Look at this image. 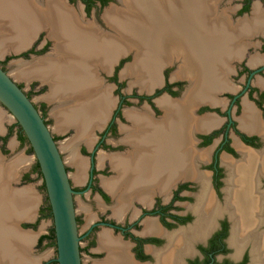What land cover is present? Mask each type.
<instances>
[{
    "label": "flooded vegetation",
    "instance_id": "flooded-vegetation-1",
    "mask_svg": "<svg viewBox=\"0 0 264 264\" xmlns=\"http://www.w3.org/2000/svg\"><path fill=\"white\" fill-rule=\"evenodd\" d=\"M35 1H54L64 10L68 7L79 20L78 28L94 27V31L116 42L125 35L121 22L130 13L122 18L117 12L128 8L127 0ZM207 1L214 2L213 6H207ZM237 1L241 5L233 17L250 8L251 0ZM141 2L143 5L132 6L136 13L130 15L138 17V10L148 11L146 0ZM156 2L160 3L159 14L169 16L171 28L162 23L160 27L174 39L184 37L186 46L168 47L171 53L160 66L169 63L161 77L159 65L153 64L157 81L149 86L139 79L150 77L151 64L145 66L142 60L138 69L127 73L137 58L129 63L128 56L117 58L127 47L122 45L113 54L108 50L103 57L105 68L117 59L108 76L114 86L115 105L111 108L110 103L103 118L83 130L88 134L77 143L74 154L89 166L85 182L72 186L74 195L91 193L100 197L105 214L79 232L81 259L85 252L90 264H115L110 255L123 251L130 264H264V36L242 37L239 43L225 45L227 51L220 45V31H224L219 29L218 46L211 49L214 52L208 51L206 38L218 37V32L213 23L207 22L206 10L217 11L219 27V0ZM40 5L37 8L44 4ZM49 32L43 24L20 55L51 51L41 60L55 59L58 41ZM5 61L1 59L0 64L7 70ZM178 63V70L170 75L167 66L174 68ZM214 67L217 77L210 80ZM230 67L232 79L242 76L241 84L228 80L233 90H225V74ZM105 68L100 71L105 72ZM127 74L138 84L131 91L124 89L120 80V75ZM207 78L216 90L207 91ZM214 79L219 80V86ZM18 84L31 97L30 91ZM100 86L98 91L108 90L111 101L110 85ZM34 103L48 124L45 104ZM102 163L105 168L98 166ZM116 164H138L142 169L129 170L124 182L108 186L106 181L116 182L121 176ZM102 175L105 179L100 183ZM134 175L143 176L137 186L127 184ZM133 209L136 215L130 218L127 213ZM76 220L78 224L77 213ZM102 227L105 232L101 236L98 230ZM117 233L120 238L114 236ZM83 237L86 244H81ZM105 237L120 245L112 246L114 243L104 241ZM10 239L3 247L0 264H15L12 252H25L36 261L28 247L26 251L18 248ZM46 243L55 246L52 238L48 237ZM55 256L48 253L39 264H57Z\"/></svg>",
    "mask_w": 264,
    "mask_h": 264
},
{
    "label": "bare ground",
    "instance_id": "bare-ground-1",
    "mask_svg": "<svg viewBox=\"0 0 264 264\" xmlns=\"http://www.w3.org/2000/svg\"><path fill=\"white\" fill-rule=\"evenodd\" d=\"M141 1L143 0L125 1V5H127L128 8H126L124 11L117 12V14H122L120 16L124 18V15L126 16L128 14L127 12L130 14L133 12L136 13V11H133L132 6L135 7V4L143 5L144 2L142 3ZM146 2L148 5L144 6L147 7L148 11L142 10L140 12L137 9L140 16L138 15V17H136L128 14L129 18L121 22L123 27H119L124 31L123 34L125 35L118 33L122 37L119 36L118 38L121 41L116 42L115 38H111V36H105L106 34H99V31L97 30V32L94 31V27H91V29L89 28V30L88 28H78L76 23L79 20L77 21L76 18L73 17L72 14L74 12L66 6V10H64L54 1L40 2L44 5L37 8L40 3H37L35 0H0V48L6 47L8 45L14 47L25 45L35 30L41 28L43 24L46 25L48 30L55 34L58 41L56 52L59 53L60 56H56L55 60L57 62H46L45 60L42 62H34L32 64L25 65L24 67L22 66L20 69V74L27 78L35 76L48 79L51 84V92L49 93L48 98L51 99H58L75 92L76 94L74 93L75 95L73 96L77 99V102L74 103V106H72L74 107L73 109L71 107L65 110L56 108V123L57 126L62 127L76 125L77 129L82 128L81 130H85L89 128V125L95 119L103 118V116L106 114V108H108L109 104L111 103L108 97V90L100 92L98 89L101 86L96 85V83H100L98 70L101 68L104 69L106 67L105 59L103 60V57L105 54L107 55V52H109L108 50H111V54H113V51L121 50L123 45L127 47L126 50L132 49L135 52V58H137L135 63L133 66L126 69V72L130 73L133 72V69L139 68L142 60L145 63V66L148 64L153 65L156 62L159 65L162 63V61L169 57V54L171 53L169 48L173 49L175 47H184V45L186 46L184 37L181 38L180 36H177L174 39V35L166 33L165 29L160 27L162 23L165 27L171 28L169 25V16L164 18L163 13L159 14L158 7L160 3L156 2V0H146ZM58 3L63 4L61 2ZM207 6L209 5L207 4ZM40 10H42V13H40ZM206 12L208 14V18H206L207 22H209L210 16H216V14L211 9L206 10ZM215 25L216 23H214V26ZM226 38L227 37L223 33H220V45H223V40ZM206 39L208 40L206 43V48L208 51L214 52L215 49H211L217 48L218 37L213 35L209 36V38L207 37ZM153 69L154 68H152V70ZM214 77L216 78L217 76H214V74L210 72L209 79L211 80ZM209 79H206V84L209 87H207V91H212L215 88ZM214 80L215 85L219 84V80ZM156 81V71L151 72L149 78L139 79V82L146 86H149L148 84H153ZM95 89L97 90V93H95ZM89 95H94L91 100L89 99ZM69 97L70 96L68 95L67 99H69ZM62 100L64 102V99ZM73 101L71 100V102ZM60 103H62L61 100ZM138 117L139 116L136 118ZM72 143L69 141V143L65 146L70 148ZM76 164L79 171H81L83 165L78 161ZM116 166H119V169L121 170V176L116 182H112L111 180L106 181L105 184L108 186H117L120 181H123V177L126 175L127 171L130 170L132 172H137L138 170L142 169V166L138 164H116ZM1 167L2 166H0V169ZM4 167L6 173L10 174L15 165L11 163L9 165H5ZM2 170L4 171L3 167ZM142 178L143 176L134 175L133 179L127 180V177V184H136L135 186H137L140 184V181L142 182ZM10 196L12 197V195ZM14 197L15 203L17 204V211L15 212L19 215L29 214V209L32 204L27 202V197L24 196V193H20L19 196L14 195ZM15 235L18 236L16 237V241L21 242L20 247H24L26 249L30 244L31 236L26 234ZM104 241H107L110 244L114 243L108 237H105ZM115 244L116 243L112 244V246ZM19 253H11L15 258V264H31L34 262L32 260L33 258L30 259L29 256H27V253ZM113 253L115 254V252ZM114 254L110 255V257L114 256L113 258L117 261V263L114 262L115 264H130L128 256L123 251H117V255Z\"/></svg>",
    "mask_w": 264,
    "mask_h": 264
},
{
    "label": "crops",
    "instance_id": "crops-1",
    "mask_svg": "<svg viewBox=\"0 0 264 264\" xmlns=\"http://www.w3.org/2000/svg\"><path fill=\"white\" fill-rule=\"evenodd\" d=\"M205 3H207L209 6H213L214 2L207 1ZM240 5L241 2L237 0H219V27H218L217 16L213 15L214 17L213 16L209 17L210 23H213V25L214 23H216L215 27H217L218 39H219V29L224 31L222 33L227 38L223 40L224 43L221 47H223V49L227 51L228 49L224 47L225 45L230 46V45H234L235 43H239L238 40L242 37L249 38L251 36H258V35L264 36V0H251L250 8L248 10L242 12V14L237 17H233L232 15L235 12V9H237ZM232 7H234L233 10H231ZM213 12L217 15L216 10H213ZM37 31L38 29L34 31V33L32 34V36L25 45L18 47L8 45L9 47L8 46L1 47L0 60L5 59L6 57H9L8 59H13L11 64L12 73H10L8 69L7 71L17 82L22 83L21 81L17 80L18 78H22L26 82L36 80L41 84H45V83L47 84L48 90L42 95L44 98V102H41L40 104L42 105L45 104L46 106V103L48 102L50 105H52L51 114L54 116L56 120L57 118L54 114L55 112L54 110L56 108H59V106L63 107L64 105H66V107L61 108V110H65L67 108L69 109V107L73 109L74 107L72 106H74V103L77 102V99L73 96L76 93L72 92V94H68L70 97L72 96L71 98L69 97V99H67L68 95L64 97H60L58 99L48 98L46 97V93L50 90L51 87V84L48 79L39 78L35 76L31 78H27L19 73L22 66L29 65L33 62H42L43 60L41 59L46 58L48 56V54L46 53H42V54L31 53L29 57L20 55L22 51H24L32 44L33 40L36 37ZM56 54H57L56 56L58 57L60 56L59 53L56 52ZM55 59L45 60V61L54 63L57 62ZM160 65L161 64H159V68L161 67ZM151 66L152 68H154L152 64ZM153 71L155 70H149V72H153ZM95 93H97V90L95 91ZM91 97H93V95L92 96L89 95L90 100L92 99ZM59 99L62 101V103H60ZM62 99H64V102ZM71 100L74 101L71 102ZM48 125H49V121H48ZM91 125H93V122L89 125V127ZM70 126L71 128H73V134L71 135L72 138H69L67 141H70L71 143L72 141L74 143L75 140H76L75 142L79 143V141L83 137H86V135L88 134L83 130H81L82 128H78V129L75 128L76 125H69L68 127H62V126H57V124L55 123V129L58 132H64ZM6 127L7 126H5V124L0 119L1 134L6 132L7 129ZM50 130L53 136H56V134L53 133V130L51 128ZM4 142L3 140H1V143ZM14 146H15V140H13L10 143L9 147L13 148ZM2 149H4V146H2ZM25 158L26 156L24 155L10 156L3 154L0 149V166L4 168V171L2 170V167L0 169V257L3 255V247H5V245L9 243L8 241L9 238H11L10 241L14 243V245L17 246L18 244L17 247L19 248L21 246V242L16 241L17 239L16 237L18 236H16L15 234L17 235L26 234L31 236L28 250L36 258V261L33 264H39L41 260L48 254L47 252L44 253L43 247L48 245V243H46L48 238L46 234L48 233L49 230L47 222L45 220L40 221V218L47 217L48 215H42V209L39 208L42 197L41 192L36 189L34 183L28 182L31 180L33 172H35L36 175H38L39 173L33 168L34 164L30 172L26 171L28 165L27 161L29 160L27 159L26 161L24 160ZM11 163L15 165V167L12 170L14 174L12 172L8 174L5 171L4 166L9 165ZM19 181H24L27 183L24 184L23 182L22 184L19 185ZM20 193H24V196L27 197L26 199L27 202L32 204L29 209L30 210L29 214L19 215L15 212L17 211L16 210L17 204L15 203L14 195L19 196ZM10 195H12V197ZM6 241L8 242L6 243ZM23 250L26 251L25 248Z\"/></svg>",
    "mask_w": 264,
    "mask_h": 264
},
{
    "label": "water",
    "instance_id": "water-1",
    "mask_svg": "<svg viewBox=\"0 0 264 264\" xmlns=\"http://www.w3.org/2000/svg\"><path fill=\"white\" fill-rule=\"evenodd\" d=\"M0 104L20 125L39 164L52 214L56 248L54 259L57 264H82L75 190L57 140L31 97L1 64Z\"/></svg>",
    "mask_w": 264,
    "mask_h": 264
},
{
    "label": "rangeland",
    "instance_id": "rangeland-1",
    "mask_svg": "<svg viewBox=\"0 0 264 264\" xmlns=\"http://www.w3.org/2000/svg\"><path fill=\"white\" fill-rule=\"evenodd\" d=\"M40 2H42V1H40ZM49 52H51V51H49ZM49 52L46 51L43 53L47 54ZM40 54H42V53H40ZM122 56H128L126 63L127 62L129 63L133 60V58L135 56V52L132 49L124 50L121 54L118 55L117 58L119 59V57H122ZM46 58H48V57H46ZM12 60L13 59H8L5 61V66L7 67L8 71L10 73H12V70H11L12 69V67H11ZM116 60L117 59H115V61ZM114 62L110 65V67H108L106 69L105 72L102 73L100 70H98L99 80L101 79L102 81L100 80V83H96L97 86H99L101 84L103 86V88L105 87L106 84L110 85L109 94L111 96V108L115 105V96L111 90V88L113 89L114 86L112 85V82H110L108 76L110 74H112L113 67L115 64ZM168 63H166L165 65H167ZM165 65H162L158 69L159 70L158 74L160 77L162 76V71H163ZM179 65H180V63H178L177 67H174V68L172 65L167 66L169 69V74L172 75V73L176 72L178 70ZM122 70H123V68L120 70V73H122ZM214 70H216V67L212 68V73L214 72ZM231 70H232V67H230V72L227 71L225 74V78L227 77V81L229 80L230 82L235 81L237 83H240L242 76H240V77L233 76V79H232ZM19 73H20V71H19ZM257 79H259V77H257ZM17 80L21 81L24 88L30 91L32 100H34L36 103L44 102V98L42 95L48 90V86L46 83L41 84V83L37 82L36 80L26 82L22 78H18ZM120 80H122L124 82L123 88L124 89L127 88V90H129V91L133 90V88H135V86L138 85L137 81L134 78H132L130 74H127L124 77H121V75H120ZM229 81L226 82L229 86H227L226 83L224 85L225 90L226 89L233 90V89H231L232 87H230L231 84ZM103 83H105V85ZM50 91H51V87H50V90L46 93V97H48V94L50 93ZM222 91H224V90H222ZM51 107H52V105H50L47 102L46 103V109H47L49 127L53 130V133H55L57 136L56 140H57V143H58V146H59L61 152L63 153V159L65 161V164L68 167L67 171H68L69 177L72 181L71 184L74 186L82 185L86 180V174H87V169H88L89 165H88L87 161L84 159L78 161V155L74 154L75 153L74 151H76V149H74V148H76L78 146L77 142H74L70 148H67L65 146L66 144L69 143V141H67V140L69 138H72L71 135L73 134V128H71V126H70L64 132H58L55 129V123H56L57 119L55 120L54 116L51 114ZM63 107H66V105H64ZM63 107L59 106L58 109H61ZM129 108L131 109L132 107H129ZM54 114H56V112H54ZM0 119L5 124V126H7L6 132L3 134L0 133V136L7 135V138H6L4 143H1V140H0L1 152L3 154L10 155V156H13V155H17V156L24 155V156H26V158L24 160H26V161H27V159L29 160V161H27L28 165H27L26 171L30 172L33 164L36 162V159L33 155V151H30L28 149L29 144L27 142H21L18 139V136H17L18 135V126L15 124V119L10 114V112H8V110H6L1 104H0ZM11 125H13V127H12V130L9 132L8 130H9V127ZM13 140H15V146L12 148L9 146ZM2 146H4V149H2ZM77 161L83 165V167L81 168V171H79V169H78V166L76 164ZM98 166L105 168V163L104 164L102 163ZM104 179H105V177L102 175V179H101L100 183H103ZM42 181H43L42 176L40 174L36 175L35 172L32 173L31 180L28 181V182L34 183L36 189L41 192L42 197H41V202L39 205L40 209H42V207L47 205V200H48L45 190L41 187ZM23 182L24 181H19V185L22 184ZM26 183L27 182H24V184H26ZM74 197H75V212L80 216V221L78 222V231L82 233L86 230V228L88 227V225L91 223L92 220H95L101 214H105L104 208H101L103 205H105V203L100 197L93 195L91 193L90 194L86 193V195H84V196L79 194V193H77V194L75 193ZM96 200H99V201L96 202ZM98 207H100V209ZM127 214H128V217L133 218L136 215V210L133 209L130 211V213H127ZM42 220H45L47 222L49 228L51 226H53L52 216L40 218V221H42ZM98 231H100L101 236L105 232L103 227L101 229H99ZM114 236L120 238L118 233L114 234ZM81 240H82L81 244H86L87 238L83 237ZM94 248H98V247L97 246L95 247V245H94ZM43 249H44V253L47 252L49 254H53L54 256L56 255V251L54 250L55 246L47 245V246L43 247ZM102 257L103 256L101 255L98 258H94V259H100ZM82 260H83V264H90V256L85 252H83ZM94 264H95V261H94Z\"/></svg>",
    "mask_w": 264,
    "mask_h": 264
},
{
    "label": "trees",
    "instance_id": "trees-1",
    "mask_svg": "<svg viewBox=\"0 0 264 264\" xmlns=\"http://www.w3.org/2000/svg\"><path fill=\"white\" fill-rule=\"evenodd\" d=\"M8 58L9 57H6L5 60H7ZM15 124L18 126V138H19V140L21 142H27L29 144V142H28V140L26 138V135L24 134L23 130L21 129V127H20V125L18 124L17 121H15ZM12 127H13V125H11L9 127V130H8L9 132L12 130ZM6 138H7V135L0 136V139L3 140V142L6 140ZM54 138H56V137H54ZM28 149L30 151H33L32 150V147L30 145H29ZM33 168L42 176L41 171H40V168H39V164H38L37 161L34 163ZM41 187L45 190V186H44V182L43 181H42ZM42 215L52 216L51 209H50V205H49L48 200H47V205H45L42 208ZM46 236L49 237V238H52V241L55 242V234H54V228H53V226H51V228L49 229V231L46 234Z\"/></svg>",
    "mask_w": 264,
    "mask_h": 264
}]
</instances>
